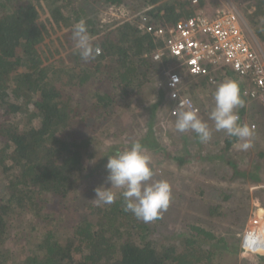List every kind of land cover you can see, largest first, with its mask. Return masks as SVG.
<instances>
[{
    "label": "trees",
    "instance_id": "obj_1",
    "mask_svg": "<svg viewBox=\"0 0 264 264\" xmlns=\"http://www.w3.org/2000/svg\"><path fill=\"white\" fill-rule=\"evenodd\" d=\"M238 1L253 7L254 16L246 14L255 36L264 41V0ZM177 3L0 0V264H224L218 252L227 242L209 229L210 223L203 226L204 216L200 223L192 221L163 233L162 217L145 223L124 211L122 189L113 204L98 206L93 201L95 189L106 187L105 177L87 186L106 158L94 163L96 141L90 132L113 133L110 124L120 119V105L129 109L151 91L155 81L164 79L171 60L152 58L162 39L147 32L137 19L103 23L92 15L83 17V11L93 13L90 4H96L97 8L125 6L136 13L151 5L156 23L166 24L181 15L183 5ZM186 11L192 14L195 8ZM81 20L93 47L100 49L91 61L71 49L73 26ZM187 78L185 91L196 99L194 90L206 86L207 79ZM192 80L198 86L191 85ZM165 94L164 86L156 88L152 113L162 106ZM241 98L244 107L237 112L240 123L247 124L254 114H247L246 99ZM258 117L257 133L262 135L264 116ZM237 140L225 137L222 152ZM263 156L261 150L256 162L250 167L241 164L242 168L237 159H228L232 180L239 174L260 183ZM83 184L87 193H82V204H70ZM219 196L213 203L204 200L198 211L205 207L211 218L227 215L224 202L230 195ZM177 198L173 195L171 202ZM55 204L67 210L55 213ZM64 223H70L69 228ZM257 259L264 264V257Z\"/></svg>",
    "mask_w": 264,
    "mask_h": 264
},
{
    "label": "rangeland",
    "instance_id": "obj_2",
    "mask_svg": "<svg viewBox=\"0 0 264 264\" xmlns=\"http://www.w3.org/2000/svg\"><path fill=\"white\" fill-rule=\"evenodd\" d=\"M230 2L237 9L243 22L247 24L251 32L250 35H255L254 27L248 16L251 14V18L254 16L253 7L246 6V1L230 0ZM204 4L205 9L211 11L222 4L224 5L225 0H207ZM90 6L93 13H90L89 10H84L83 17L92 15L96 18L98 17L103 23H109V20L119 21L118 18L121 17V11L117 9H109L108 7L97 8L100 6L96 4H90ZM116 7H120L121 10L124 8L127 11L130 10L125 6ZM252 40L254 41L253 37ZM254 42L257 49L264 52V41H259L257 38ZM74 48L75 46L72 45L71 49ZM68 51L69 49H66V52ZM64 54L66 53L64 52ZM171 63L172 61L169 62V64ZM220 78L217 79L213 86L206 84L200 90L196 88L194 90L196 99L189 95L198 108L199 117L212 130L211 139L207 142H200L194 132L180 133L175 130L176 116L169 115L171 104L166 97L162 106L152 113V103L155 101L156 88L160 87V79L153 83L151 91L148 90L144 93L141 99L137 98L132 107L129 105V109L123 107L124 105H120V119L115 124H110L112 125L111 132L113 133L108 132L111 134L105 136L101 134L102 130L98 133L90 132V135L96 141L94 149L97 156L94 159V163L102 161V157L106 158L102 161V167L97 166L94 170V178L89 185L87 183V186L91 188L92 183L97 182L99 176L106 178L105 165L107 157L115 155L117 151L129 148L130 146L126 141L142 142L145 154L149 156L150 166L155 174L153 179L167 180L171 185L172 196L178 195L177 200L171 202L167 211L161 216L165 219V222L160 225L161 232H175L182 225L186 226L187 223L192 221L200 223L204 216L206 222L203 221V226L208 228V223H210L209 229L217 237H223L227 242V246L220 247L218 252V259L223 261L222 263L262 264L257 257H264V249L261 251L257 248H249L242 241L244 251L241 248V239H243L242 236L245 231L247 233L253 231L260 236L264 235V229L262 230V223H260L261 220H264V156L260 158L261 170L259 174L262 179L258 184L241 179L239 174L235 175L234 180H232L231 174L233 170L228 159L232 161L237 159L238 163H240L238 166L240 165L241 168L243 167L241 164L244 163L250 167L252 163L256 162L258 152L261 150L264 152V133L262 135L257 133V129L261 128V125L258 126V119H260L258 116H264V105L246 101L247 114H254L246 120L247 125L250 127L251 125L255 126V128L251 127L253 130L252 146L244 149L242 144L245 141L237 140L230 149L222 152L225 145L224 138L228 135L223 131H215L214 121L210 119V112L214 107L213 93L216 87L226 79L237 82L239 86L242 84V80L235 75H227L225 78ZM197 83V81L192 80L190 84L198 86ZM167 108L168 112L166 111ZM150 125L149 130L148 127ZM144 136L147 137L145 140ZM179 158H181V162ZM101 170H105V172L100 173ZM106 184V187L111 186L109 183ZM87 186L81 185V189L77 191L78 193L70 197L69 203L80 206L83 201L82 197H85L83 194L87 193ZM112 190L116 193L121 189ZM222 193L230 195L229 200L224 202L228 207L227 215L223 216L221 214V216L211 218L205 213V207L200 210L201 213L198 211L204 200L207 199L211 203L219 201V195ZM71 198L76 200L71 201ZM59 205L62 204L54 205L55 213L63 212V209H65V207L63 209L56 208ZM253 214L260 221L258 225H253L249 222ZM67 225L70 226V223H67Z\"/></svg>",
    "mask_w": 264,
    "mask_h": 264
},
{
    "label": "built area",
    "instance_id": "obj_3",
    "mask_svg": "<svg viewBox=\"0 0 264 264\" xmlns=\"http://www.w3.org/2000/svg\"><path fill=\"white\" fill-rule=\"evenodd\" d=\"M175 1L183 5L181 15L166 24L162 21L156 23L158 20L151 5L143 6L136 13L113 5L108 7L121 11L118 20L137 19L147 32L162 39L161 45L153 50L152 58H168L172 61L164 69V79L159 83L166 89L165 97L171 104L170 114L176 116L174 109L184 100H189L198 110L184 91L187 76L206 77L209 83L215 84L220 76L225 78L227 72L242 80L240 94L247 102L264 105V52L252 45L233 3L225 0L224 5L208 11L205 4L200 5L201 0ZM190 7L195 8V11L186 15ZM251 127L255 128L254 125ZM249 222L258 225L260 221L253 214ZM246 233H243L242 238H245ZM241 247L243 249L242 239Z\"/></svg>",
    "mask_w": 264,
    "mask_h": 264
},
{
    "label": "clouds",
    "instance_id": "obj_4",
    "mask_svg": "<svg viewBox=\"0 0 264 264\" xmlns=\"http://www.w3.org/2000/svg\"><path fill=\"white\" fill-rule=\"evenodd\" d=\"M72 39L84 61L94 60L100 52L98 47H93L83 20L74 24ZM213 100L210 119L214 121L215 131H223L230 137L245 141L242 144L244 149L251 147L253 130L249 125L240 123L237 112V109L244 107L237 82L230 79L221 82L214 90ZM174 112L177 132H194L200 142L211 139L212 130L199 117L198 110L189 100L179 102ZM105 170L106 182L111 186L101 185L95 189L93 201L98 206L113 204L116 193L112 189H122L124 211L145 223L159 219L169 208L172 199L171 185L167 180L153 179L155 174L150 166V158L139 141H134L129 148L107 157Z\"/></svg>",
    "mask_w": 264,
    "mask_h": 264
},
{
    "label": "bare ground",
    "instance_id": "obj_5",
    "mask_svg": "<svg viewBox=\"0 0 264 264\" xmlns=\"http://www.w3.org/2000/svg\"><path fill=\"white\" fill-rule=\"evenodd\" d=\"M262 223V230L264 229V220H261ZM253 234V236H252ZM256 235V236H255ZM256 237V238H255ZM242 241L249 247V248H257L259 250L264 249V235L260 236L259 234H256L253 231H249L246 235L245 238L243 237Z\"/></svg>",
    "mask_w": 264,
    "mask_h": 264
},
{
    "label": "crops",
    "instance_id": "obj_6",
    "mask_svg": "<svg viewBox=\"0 0 264 264\" xmlns=\"http://www.w3.org/2000/svg\"><path fill=\"white\" fill-rule=\"evenodd\" d=\"M246 18V17H245ZM245 25H244V28H245V31H246V33H247V37L250 39V41H251V43H252V45L256 48V46H255V39H257V37L255 36V35H250L251 34V32H250V30L248 29V27H247V24L246 23H244ZM252 37H253V39H254V41L252 40ZM200 78V77H199ZM206 78V77H205ZM200 79H202V78H200ZM207 79V78H206ZM207 83L209 84V85H211V86H213V85H215V84H211V83H209L208 82V80H207ZM185 91V90H184ZM186 92V91H185ZM186 94H188L187 92H186ZM189 95V94H188Z\"/></svg>",
    "mask_w": 264,
    "mask_h": 264
}]
</instances>
